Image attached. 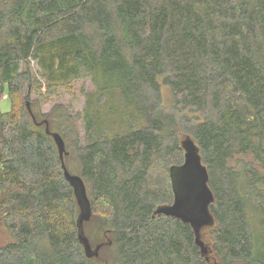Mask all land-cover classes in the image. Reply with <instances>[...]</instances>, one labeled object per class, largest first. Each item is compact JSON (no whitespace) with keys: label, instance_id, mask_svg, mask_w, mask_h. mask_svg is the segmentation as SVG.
I'll use <instances>...</instances> for the list:
<instances>
[{"label":"trees","instance_id":"16d2710c","mask_svg":"<svg viewBox=\"0 0 264 264\" xmlns=\"http://www.w3.org/2000/svg\"><path fill=\"white\" fill-rule=\"evenodd\" d=\"M82 81V113L31 101ZM0 93V264H264V0H0ZM186 139L214 194L206 252L156 213Z\"/></svg>","mask_w":264,"mask_h":264},{"label":"water","instance_id":"95a60500","mask_svg":"<svg viewBox=\"0 0 264 264\" xmlns=\"http://www.w3.org/2000/svg\"><path fill=\"white\" fill-rule=\"evenodd\" d=\"M55 138L57 140L62 157L65 145H63V142L59 136H56ZM182 145L185 150L184 164L181 167L172 170L174 202L170 206L159 208L156 213L172 216L182 220L185 223H189L194 229L197 244L203 249V251L206 252L207 250L205 249V245L201 240V230L203 227L212 225L213 223V216L210 211V206L214 202V194L209 188L208 171L207 168L202 164L201 156L197 146L189 139L183 141ZM185 173L187 175L189 173L194 179L196 178V190L193 196L187 195L184 192L185 184L183 177ZM64 174L66 179L74 187L78 203L81 207V215L79 217L78 224L79 227H81L80 230L82 233L83 222L84 220L89 219L91 215L90 202L87 197L86 187L80 177L71 175L65 167ZM182 180L183 182L181 185ZM186 180L190 181L188 178ZM191 201L194 204L189 206ZM86 248L88 251H90L88 244H86Z\"/></svg>","mask_w":264,"mask_h":264},{"label":"rangeland","instance_id":"374dc122","mask_svg":"<svg viewBox=\"0 0 264 264\" xmlns=\"http://www.w3.org/2000/svg\"><path fill=\"white\" fill-rule=\"evenodd\" d=\"M33 72L37 73V66L34 63L32 66ZM37 75V74H36ZM91 85L87 81H82L79 83L74 84L72 87L68 89H63L59 92L58 95L54 97H45L39 100L38 94H32L31 101H37V105H39V109L42 113H48L54 106L61 105L64 106L67 110L70 111L72 114L76 113H82L85 107V97L83 95V90H91ZM164 94V103L168 106L170 105V93L167 88L163 89ZM10 100L8 99V95L0 93V110L2 112H8L11 108ZM79 133L81 136V139L84 138V129L82 124L79 122ZM189 179L190 181H187L186 179ZM184 184H185V194L193 196L196 190V178H192L191 175L188 173V175L184 174ZM193 179V180H192ZM183 180L181 181L182 185ZM194 203L191 201L190 205H193ZM211 226V225H209ZM205 226L201 230V240L204 242V244L209 247L211 244V239L209 237V234L207 232L208 227ZM10 241V237L4 227H0V246H3L7 244Z\"/></svg>","mask_w":264,"mask_h":264}]
</instances>
